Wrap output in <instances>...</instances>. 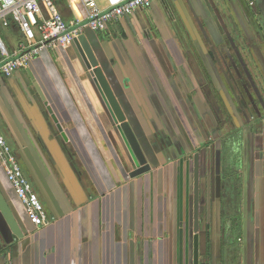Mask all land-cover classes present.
I'll return each mask as SVG.
<instances>
[{"label": "crops", "instance_id": "0c3cea01", "mask_svg": "<svg viewBox=\"0 0 264 264\" xmlns=\"http://www.w3.org/2000/svg\"><path fill=\"white\" fill-rule=\"evenodd\" d=\"M53 1L67 23L86 18L79 0ZM0 34L18 51L24 38L15 25ZM83 34L151 171L131 177V147L79 43L44 50L11 79L0 77V127L48 223L31 224L0 161V194L24 235L16 241L0 212V258L194 264L192 154L200 153L204 172L207 132L218 139L234 125L243 138L240 168L203 176L200 264H264V0H156ZM161 130L168 139L178 133L190 154L169 144L154 152Z\"/></svg>", "mask_w": 264, "mask_h": 264}, {"label": "built area", "instance_id": "2783aa9c", "mask_svg": "<svg viewBox=\"0 0 264 264\" xmlns=\"http://www.w3.org/2000/svg\"><path fill=\"white\" fill-rule=\"evenodd\" d=\"M156 0H79L86 11L85 19L67 23L53 0H0V27L15 25L23 36L18 51L11 54L0 34V77L11 79L26 69L46 49L67 48L86 29L100 32L141 10L150 9ZM0 161L16 195L22 201L33 226L47 225L45 208L28 181L17 155L8 144L0 127Z\"/></svg>", "mask_w": 264, "mask_h": 264}, {"label": "water", "instance_id": "95a60500", "mask_svg": "<svg viewBox=\"0 0 264 264\" xmlns=\"http://www.w3.org/2000/svg\"><path fill=\"white\" fill-rule=\"evenodd\" d=\"M74 42L79 43L83 54L85 55L87 61L89 62V72L93 74L96 83L99 86V89L103 93L108 107L112 110V114L114 119L116 120L117 124L121 126V129H123V132L125 135V139L129 142V147H131V152L133 154L134 161L138 167V170L135 171V173L132 174V178L139 177L141 175H144L151 171V166L142 163L137 153H139L138 148H136V136L132 132V129L130 128V123L127 119V116L124 113V110L115 94V91L109 81V78L102 68L100 61L97 59L96 54L88 41V38L86 35L82 34L79 38H77ZM133 137V138H132ZM134 141V142H133ZM139 143V142H138ZM140 145V143H139ZM141 147V146H140ZM143 150V148H142ZM195 163V172H194V229L197 235L194 237V264H200V195H201V188H200V158L197 155L194 160ZM221 165V161H220ZM219 165V167H220ZM0 212L2 216L4 217L5 221L7 222L10 230L12 231L14 238L16 241H19L23 239L24 235L19 229V225L16 223L12 212L3 198V196L0 194ZM0 264H7V255L3 254V256L0 258Z\"/></svg>", "mask_w": 264, "mask_h": 264}, {"label": "trees", "instance_id": "16d2710c", "mask_svg": "<svg viewBox=\"0 0 264 264\" xmlns=\"http://www.w3.org/2000/svg\"><path fill=\"white\" fill-rule=\"evenodd\" d=\"M171 132V131H170ZM173 135V134H172ZM173 140L171 141L170 147L175 148L176 150L179 151L181 155H184L185 151L183 148V140L182 137L178 135V133H174L173 135ZM175 138V139H174ZM242 137H240L239 134L235 135L234 137L231 138H224V150H223V158H222V166L225 165V171L229 170H237L235 167L231 168L230 163L236 164V161L238 160L240 154H241V141ZM173 145V146H172Z\"/></svg>", "mask_w": 264, "mask_h": 264}, {"label": "flooded vegetation", "instance_id": "af4514ba", "mask_svg": "<svg viewBox=\"0 0 264 264\" xmlns=\"http://www.w3.org/2000/svg\"><path fill=\"white\" fill-rule=\"evenodd\" d=\"M183 104L185 105V103L183 102ZM127 119H128V117H127ZM158 128V127H157ZM160 128V127H159ZM258 130V126H257V129H256V131ZM160 132V134H161V136L163 137V139L161 138L160 139V142L159 141H157L156 139H157V137H158V135L157 134H155L154 135V140L156 141V142H159V143H157V144H154L155 142H153L152 140L153 139H149V137L147 136V134L145 135L146 136V140H148L149 142L150 141H152L151 143H150V147H151V149L154 151V152H157V151H163L164 149H169V147L167 148L166 146L168 145V144H171V141L170 140H173V138L171 137V139H168V137L166 136V134H165V132H164V130H161V131H159ZM158 131H157V133H159ZM260 134H261V136H260V138L262 139L263 138V136H264V134H263V136H262V132H259ZM170 134V133H169ZM238 133H236L235 135H237ZM242 136H243V133L241 134ZM232 137V136H231ZM230 136L229 137H226V138H231ZM175 139V138H174ZM243 139V138H242ZM164 140L166 141V145L164 146L163 145V143H164ZM183 140V139H182ZM184 141V140H183ZM219 141V142H218ZM215 142H218V147H220V149L218 150L217 149V151H216V158H217V164H216V171L218 170V168H219V165H220V161H221V171H222V158H223V150H224V140H223V138H220V137H218V139H216L215 140ZM243 142V141H242ZM153 143V144H152ZM217 147V146H216ZM184 149V155L183 156H185V155H189L190 154V151L187 149V148H183ZM172 150V149H171ZM165 151V150H164ZM167 151V150H166ZM165 151V152H166ZM169 154H171V153H169ZM199 156V158H200V161H201V155H200V153H197L196 155H193L192 156V160L194 161L195 160V157L196 156ZM194 172H195V163H194ZM194 184H195V182H194ZM202 184H203V169L201 170V166H200V188H202ZM203 189V188H202ZM194 190H195V188H194Z\"/></svg>", "mask_w": 264, "mask_h": 264}, {"label": "rangeland", "instance_id": "374dc122", "mask_svg": "<svg viewBox=\"0 0 264 264\" xmlns=\"http://www.w3.org/2000/svg\"><path fill=\"white\" fill-rule=\"evenodd\" d=\"M230 114V113H229ZM228 117H230L229 115H227ZM227 116H226V118H227ZM234 118V117H233ZM234 120H235V118H234ZM235 126L233 125V126H229V127H225L224 129H223V131L222 132H219V137L220 138H226V137H234L235 136V134L237 133V132H235ZM207 137H209V139L207 140V142L209 143L208 145L206 144V147L208 146V148H205V147H198V150H197V152H199V151H201L200 149H206V155H205V159H206V162H205V173H204V177H205V174L207 173V170L208 171H210V172H214V171H216V162H217V158H216V151H217V147L215 146V137H213L212 135H213V133L212 132H207ZM242 136V135H241ZM262 139H264V136H263V138ZM241 140H243V139H241ZM240 145L242 146V142L240 141ZM194 154H196V152L195 153H193L192 154V156L194 155ZM240 160H241V158H239V160H238V162L236 161V164H232V163H230V165H231V168L232 167H235L236 169H239L240 168ZM229 171H232V170H229Z\"/></svg>", "mask_w": 264, "mask_h": 264}]
</instances>
